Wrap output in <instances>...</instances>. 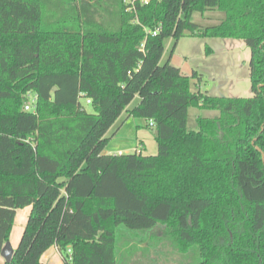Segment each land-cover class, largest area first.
I'll return each instance as SVG.
<instances>
[{
	"label": "trees",
	"instance_id": "1",
	"mask_svg": "<svg viewBox=\"0 0 264 264\" xmlns=\"http://www.w3.org/2000/svg\"><path fill=\"white\" fill-rule=\"evenodd\" d=\"M208 10L218 23L193 20ZM185 36L243 39L253 95L193 90L196 71L162 62ZM190 107L220 115L189 129ZM124 112L149 121L157 154L104 152ZM263 153L264 0H0V256L32 206L5 264H44L54 245L64 264H117L160 224L199 250L186 264H264Z\"/></svg>",
	"mask_w": 264,
	"mask_h": 264
},
{
	"label": "rangeland",
	"instance_id": "2",
	"mask_svg": "<svg viewBox=\"0 0 264 264\" xmlns=\"http://www.w3.org/2000/svg\"><path fill=\"white\" fill-rule=\"evenodd\" d=\"M221 16V12L208 10L204 14L195 12L193 20L203 25H213L219 22L218 18ZM174 44L175 40L171 37L165 40L162 62L171 59V63L180 67L187 75H193L196 71L198 76L191 79L193 90L219 96L253 95L250 79L251 48L243 39L185 36L173 50ZM208 48H211L209 52ZM139 100V96H136L129 107L135 106ZM81 101L87 111H94L85 98H81ZM219 115L220 110L217 109L190 107L188 128L197 129L198 116ZM107 136L110 138L107 144L110 153L117 154L120 150L128 153L137 149L146 155L158 153V142L149 121L141 117H129L127 112L109 129ZM31 211V205L17 209L8 240L14 249L19 245ZM162 231L164 234L166 231L168 236H164ZM138 235L134 236L135 239L130 238L126 246L118 248L117 264H186L199 260V250L195 246H185L177 241L166 225H158L157 230L150 236L145 233ZM59 259L60 255L53 253L49 263L45 264H58ZM0 264H5L2 257Z\"/></svg>",
	"mask_w": 264,
	"mask_h": 264
},
{
	"label": "crops",
	"instance_id": "3",
	"mask_svg": "<svg viewBox=\"0 0 264 264\" xmlns=\"http://www.w3.org/2000/svg\"><path fill=\"white\" fill-rule=\"evenodd\" d=\"M141 144H142V141H141ZM137 147H138V146H137ZM136 151H141V150L137 149ZM104 152H105V153H108V154H116V153H110V152H108V150H107V146H106ZM119 153H124V152H122V151L120 150ZM125 153H126V152H125ZM53 253H58V254L60 255V257H61V259L58 260V264H64V261H63V258H62V256H61V253H60V251H59V249H58V247H57L56 245L50 247V248H49V249H48V250L42 255V257H41V261H42L44 264H45V263H49V261H50V259H51V254H53ZM0 257H2V259L5 261V259H4L3 256H0ZM5 262H6V261H5Z\"/></svg>",
	"mask_w": 264,
	"mask_h": 264
},
{
	"label": "water",
	"instance_id": "4",
	"mask_svg": "<svg viewBox=\"0 0 264 264\" xmlns=\"http://www.w3.org/2000/svg\"><path fill=\"white\" fill-rule=\"evenodd\" d=\"M258 149L261 150L259 147ZM263 157H264V153H263ZM14 252H15V249L7 242L2 248L1 256L4 257L6 262H10L13 258Z\"/></svg>",
	"mask_w": 264,
	"mask_h": 264
},
{
	"label": "built area",
	"instance_id": "5",
	"mask_svg": "<svg viewBox=\"0 0 264 264\" xmlns=\"http://www.w3.org/2000/svg\"><path fill=\"white\" fill-rule=\"evenodd\" d=\"M36 101H37V95L32 96L31 100L26 103L25 109L35 112L36 111ZM87 103H91V99H87ZM150 124H153V121H150ZM69 251L71 250L69 249Z\"/></svg>",
	"mask_w": 264,
	"mask_h": 264
}]
</instances>
